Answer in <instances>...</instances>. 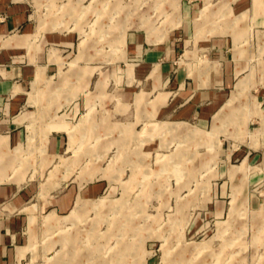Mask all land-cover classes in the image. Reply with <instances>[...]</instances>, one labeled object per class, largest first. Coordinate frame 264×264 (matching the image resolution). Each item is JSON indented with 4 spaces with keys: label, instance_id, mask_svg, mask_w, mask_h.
I'll list each match as a JSON object with an SVG mask.
<instances>
[{
    "label": "rangeland",
    "instance_id": "374dc122",
    "mask_svg": "<svg viewBox=\"0 0 264 264\" xmlns=\"http://www.w3.org/2000/svg\"><path fill=\"white\" fill-rule=\"evenodd\" d=\"M181 1L31 0L30 19L40 32L70 34L74 46L85 39L92 47L99 39L100 50L99 59L89 62L99 68L83 90L79 86L72 99L57 104L50 118L57 126L47 129L39 119L26 123L21 148L4 158L3 180L16 183L23 200L8 216L24 215L18 231L31 237L24 264H264V205L249 208L237 194L221 198L230 202L225 208L219 203L212 209L223 154L239 150L251 130L241 114V103L253 110L248 95L230 105L223 124L191 132L199 142L177 132L181 124L161 123L164 118L118 95L135 85L124 76L129 61L122 41L120 71L113 69L117 31L121 40L130 28L167 29L171 35L180 25ZM211 1L219 9L225 0ZM6 17L0 13V21ZM216 18L219 25L226 20ZM98 86L104 98L85 104L86 93L94 95ZM53 136L61 139L55 152ZM87 190L93 193L87 196ZM61 198L68 201L62 210L56 203ZM79 201L85 207L70 218Z\"/></svg>",
    "mask_w": 264,
    "mask_h": 264
},
{
    "label": "crops",
    "instance_id": "0c3cea01",
    "mask_svg": "<svg viewBox=\"0 0 264 264\" xmlns=\"http://www.w3.org/2000/svg\"><path fill=\"white\" fill-rule=\"evenodd\" d=\"M30 3L0 0V13L7 16L0 21V264H24L31 256L28 230L18 231L26 224L25 216H8L23 200L16 183L3 180L5 162H9L4 158L21 148L26 123L39 119L47 129L56 127L50 118L58 113L57 104L72 99L79 86L82 91L99 68V64L89 65L90 59H99V39L93 40L92 47L85 39L74 46L70 34L40 32L31 22ZM217 7L211 0H182L178 6L180 25L171 35L167 29L149 32L130 28L121 40L118 30V41L112 42L113 69L120 71L122 41L123 55L129 61L124 76L135 85L118 95L146 108L150 116L164 118L161 123L181 124L177 132L199 142L191 132L207 133L230 118L228 101L243 78L244 96L248 95L253 110L241 103V114L247 116L251 130L239 150L223 154L213 192L218 201L212 209L217 210L219 203L225 208L229 202L225 199L237 194L249 208L259 209L264 205V78L258 75H264V0H225ZM219 14L226 18L221 25L216 23ZM151 33L162 37L151 38ZM103 95L98 86L94 95L86 93L84 103ZM212 144L216 146L215 139ZM49 146L57 151L61 139L53 136ZM232 166L246 170L234 172ZM86 192L87 196L93 193ZM56 203L62 210L68 201L61 198Z\"/></svg>",
    "mask_w": 264,
    "mask_h": 264
},
{
    "label": "bare ground",
    "instance_id": "6f19581e",
    "mask_svg": "<svg viewBox=\"0 0 264 264\" xmlns=\"http://www.w3.org/2000/svg\"><path fill=\"white\" fill-rule=\"evenodd\" d=\"M264 70V69H263ZM263 73V72H262ZM244 90H246V83H245V80L242 78V79H239L238 80V82L236 83V86H235V89L233 90V92H232V96H231V98L229 99V101H228V104L229 105H231V104H233V102L235 101V100H241V98L244 96ZM235 105V104H234ZM251 113V112H250ZM227 121V120H226ZM225 121V122H226ZM223 124V123H222ZM179 125V124H178ZM174 127V126H173ZM216 127V126H215ZM213 129H215V128H213ZM216 130V129H215ZM218 130V129H217ZM218 132V131H217ZM3 142V141H2ZM2 142H0V145H2L1 143ZM98 204L101 206V205H104L105 203H103V202H98ZM85 207V202H83V201H79L78 203H77V205L75 206V208L73 209V211L71 212V214L69 215L70 216V218H75V214L77 213V211H79V210H82L83 208ZM64 240V242H67L68 240H70V239H68V237H66V238H64L63 239ZM72 240V239H71Z\"/></svg>",
    "mask_w": 264,
    "mask_h": 264
}]
</instances>
